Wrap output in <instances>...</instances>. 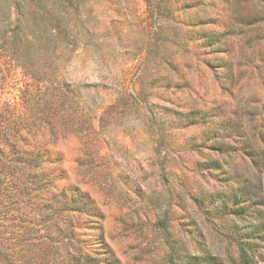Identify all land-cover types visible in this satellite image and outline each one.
<instances>
[{
  "label": "rangeland",
  "instance_id": "374dc122",
  "mask_svg": "<svg viewBox=\"0 0 264 264\" xmlns=\"http://www.w3.org/2000/svg\"><path fill=\"white\" fill-rule=\"evenodd\" d=\"M15 1L0 0V31L9 22L3 7L12 12ZM63 4L43 0L39 16L21 32L24 42L34 41V59L51 80L66 81L78 94L84 121L76 127L85 132L91 125L85 147L73 130L48 144L49 156L62 158V182L80 185L96 201L104 242L119 264H170L171 245L230 263L237 257L230 223L244 228L264 221V156L227 158L240 177L234 187L251 183L257 192L245 221L195 200L200 189L230 190L219 173L199 169L195 160L209 150L212 132L222 131L229 147L230 137L251 138L256 152H264V0ZM43 8L65 30L46 20ZM20 84L9 85L6 98ZM193 117L202 123L186 126ZM79 223L94 240L89 216ZM253 261L264 264V244L257 243Z\"/></svg>",
  "mask_w": 264,
  "mask_h": 264
},
{
  "label": "trees",
  "instance_id": "16d2710c",
  "mask_svg": "<svg viewBox=\"0 0 264 264\" xmlns=\"http://www.w3.org/2000/svg\"><path fill=\"white\" fill-rule=\"evenodd\" d=\"M42 1L16 0L12 12L8 6L3 7L5 12L9 10L6 19L15 25L12 28L5 22L0 31V264H119L118 256L104 242L102 210L80 185L62 182V158L49 156L48 144L68 138L72 130L85 147L91 125L85 127V132L77 128L84 119L77 105L78 94L66 81L54 83L50 72L34 59V41L24 42L26 37H21L23 24H32L39 16ZM68 1L73 0H64L63 9L68 8ZM43 9L46 20L59 31L65 30L58 25L60 20L54 11ZM36 36L34 30L32 38ZM16 83H21L19 93L6 98L7 88ZM191 119L186 126L202 123ZM220 123L226 124L224 119ZM212 133L209 150L201 153L198 148L202 158L195 160L196 167L219 173L222 184L230 185V190L206 194L200 189L193 197L208 211L217 210L245 221L253 211L251 205L257 203V192L246 182L236 188L240 177L228 169L227 158L241 153L254 162L264 152H256L251 138L230 137L229 147L222 131ZM189 142L190 146L195 145L194 140ZM237 142H242V146ZM83 214L89 216L88 227L97 230L94 240L80 227ZM229 227L237 251L230 263L211 252L195 253L173 245L169 263L253 264L257 243L264 244V221L244 228L232 222Z\"/></svg>",
  "mask_w": 264,
  "mask_h": 264
}]
</instances>
